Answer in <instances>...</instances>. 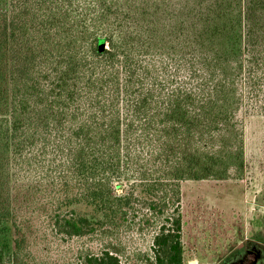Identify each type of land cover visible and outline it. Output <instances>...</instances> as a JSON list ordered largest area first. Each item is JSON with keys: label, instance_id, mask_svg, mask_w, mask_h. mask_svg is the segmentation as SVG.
I'll return each instance as SVG.
<instances>
[{"label": "trees", "instance_id": "16d2710c", "mask_svg": "<svg viewBox=\"0 0 264 264\" xmlns=\"http://www.w3.org/2000/svg\"><path fill=\"white\" fill-rule=\"evenodd\" d=\"M242 109L264 115V0H8L0 264H27L8 230L35 173L54 236L103 243L76 264H121L133 230L152 264H183L180 182L244 167Z\"/></svg>", "mask_w": 264, "mask_h": 264}, {"label": "rangeland", "instance_id": "374dc122", "mask_svg": "<svg viewBox=\"0 0 264 264\" xmlns=\"http://www.w3.org/2000/svg\"><path fill=\"white\" fill-rule=\"evenodd\" d=\"M7 8L8 0H0V11ZM239 120L244 167L228 178L180 182L183 264H264V115L242 109ZM42 177H20L13 190L19 227L8 231L20 240V258L27 264H76L78 254L98 252L103 243L97 238L54 236L50 186ZM116 242L121 264H152L149 230L121 234Z\"/></svg>", "mask_w": 264, "mask_h": 264}]
</instances>
